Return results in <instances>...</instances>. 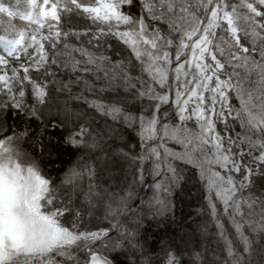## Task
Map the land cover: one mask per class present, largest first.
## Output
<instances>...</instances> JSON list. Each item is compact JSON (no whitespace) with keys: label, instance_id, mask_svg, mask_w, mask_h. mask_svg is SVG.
Returning a JSON list of instances; mask_svg holds the SVG:
<instances>
[{"label":"snow or ice","instance_id":"obj_1","mask_svg":"<svg viewBox=\"0 0 264 264\" xmlns=\"http://www.w3.org/2000/svg\"><path fill=\"white\" fill-rule=\"evenodd\" d=\"M3 16L28 26L0 19V264H264V0H0ZM53 67L95 74L83 105ZM66 147L63 177L42 174ZM195 182L215 247L207 223L146 247L144 222Z\"/></svg>","mask_w":264,"mask_h":264},{"label":"rangeland","instance_id":"obj_2","mask_svg":"<svg viewBox=\"0 0 264 264\" xmlns=\"http://www.w3.org/2000/svg\"><path fill=\"white\" fill-rule=\"evenodd\" d=\"M8 2V0H6ZM12 3H15V0H11ZM42 2V0H41ZM3 20L4 26L10 22L16 28H24L27 27V22L21 21L19 18L9 21V18L6 16L0 17ZM113 44H117L118 42L115 40L111 41ZM71 43L79 46L81 44L80 41H76L74 38ZM79 56V54H76ZM125 55H127V50L125 51ZM52 71L56 72L57 78L62 79L67 82L70 79H75L77 75L81 77V82L78 84H74L72 86V97L69 96L68 93L62 94L59 98L61 102L65 100L72 107H78L83 105V100H76L74 96L77 95L80 91H83L87 84L83 83V80H87L88 83H92L95 78L94 73L84 74V73H72L70 70H65L63 68H55L53 67ZM88 95L89 99H92L90 94ZM173 97H174V89H173ZM233 114L240 107V101L236 98L235 94L232 95L231 98ZM33 127H36V122H33ZM223 127L222 125L220 126ZM132 142L137 143L138 138L135 133H131ZM168 147L173 151H181V148L178 144L174 142H169ZM27 154H22L20 157V162L27 166L31 160L38 159V156L31 153L30 149L25 150ZM78 154L74 153V150L66 147L62 149L59 156L56 153L49 158L45 156L40 163V169L42 174L56 178L63 177L64 173L68 171L73 162L75 161ZM182 167H186V169H191L190 165H181ZM191 171H195L192 169ZM189 171V174H191ZM149 183H151V179L149 178ZM147 191V189H146ZM148 195H151V192H148ZM208 192L205 187L204 182H195L190 183L183 192L176 193L173 197H170V200L175 205L174 216L169 214V216L165 219L162 217H157L155 220L149 218L146 220L142 226V234L146 240V247L152 246L156 247L158 244L163 242V239L167 238H176L179 239L180 236L187 234L189 237L192 235L193 229L196 228L198 224L207 223L209 226V233L207 234V238L201 236L200 243L201 247H215L216 241L213 237L216 234L215 225L210 219V210L207 207V197ZM219 204V202L217 201ZM222 208V206H220ZM227 225V221H225ZM199 236V233H197ZM163 238V239H162ZM103 255V253H101ZM117 264H127L126 257L120 256L118 257Z\"/></svg>","mask_w":264,"mask_h":264}]
</instances>
